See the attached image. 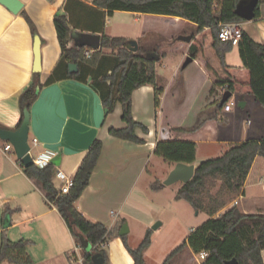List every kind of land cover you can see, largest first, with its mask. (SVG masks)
<instances>
[{
    "label": "crops",
    "instance_id": "obj_1",
    "mask_svg": "<svg viewBox=\"0 0 264 264\" xmlns=\"http://www.w3.org/2000/svg\"><path fill=\"white\" fill-rule=\"evenodd\" d=\"M21 1L24 6L18 13H14L0 3V127L12 130L18 128L21 121L19 97L31 84L34 74L39 73V79L44 85L30 109L29 132L30 140L38 139V144L35 146L37 152L51 150L55 152V156L60 155L61 160L56 165V172L62 170L74 177L92 142L96 138H100L103 142V149L90 183L75 202L77 209L89 220L103 223L111 231L118 227L119 221L125 220L129 227L128 234L131 231L130 220L141 218L146 224L152 222L149 209L153 203L148 197V188L159 179V175L155 171H149V165L156 155L157 142L181 138L195 141L198 148L201 143H217L225 140L219 137L220 126L215 112L193 126H183L171 121L169 123L166 119L164 105L167 94L179 70L183 69L182 65L189 55L191 42L184 44L174 35H170L168 37L170 41L159 43L152 34L156 29L154 26L156 24L152 23V20L157 18L151 13L126 10L109 12L108 9L95 6L94 0ZM260 1L259 16L247 21L243 30L256 41L264 43V6H260ZM262 1L264 3V0ZM57 13H66L69 19L72 27L70 47L84 45L89 48V45L81 39L83 33L100 36L105 33L109 36H122L128 40L135 39L139 46L142 45L150 50V54L158 50L159 59L163 60V64L160 60L156 64L157 85L163 88L159 107L155 106V88L151 84L135 89L132 95L134 118L149 129L148 133L143 132L141 128L137 129V134L144 138V143L125 140L110 133L111 127L125 126L122 120V105L117 103L115 110L106 115L100 92L94 87L90 77L87 81L67 77L45 84L62 53L54 23ZM154 15H161V19L168 17L179 22L188 21L181 17ZM114 19L122 25V31L119 33H113L108 26V21ZM36 35L41 39V71L39 72L34 71ZM197 39L203 40L200 35H197ZM204 41V49L207 50L211 40L206 37ZM160 44L161 50H159ZM171 53L174 56H171ZM152 57L155 58L154 55ZM197 60L203 66L202 73L213 83L214 78L206 65L217 69L215 63L219 65V61L216 56L211 57L209 52L208 54L203 52L193 61ZM239 64L236 65L235 73L241 70L242 59ZM241 95L243 96L240 102L244 104L242 107H247L253 95ZM231 122L227 124L230 125ZM249 122L248 120V124ZM174 127L195 130L185 133L175 131ZM239 135L240 139L224 142H230L232 146L251 138H260L256 135H248L249 137L243 139L244 133ZM7 142L0 138V233H5L12 241L22 238L30 240L27 252L35 264H73V246L76 240L67 222L55 203L49 201L36 182L26 174L24 165H21L23 163L15 151L3 150ZM208 158L210 157L200 159L197 151L195 166ZM257 159L258 156L255 161ZM255 161L242 193L236 201L237 207L245 213H264V188L254 189V184H251L253 189L252 193H249V183L255 178L253 177ZM166 163L167 171L163 178L168 176L176 164ZM145 173L154 177V181L151 179L147 182V187L139 184ZM260 180H263L262 177ZM53 182L55 186L60 183L55 176ZM183 184L181 182V186ZM241 200H244L242 206ZM151 245L145 250L144 255ZM81 246L85 255L82 243ZM106 249L109 252L110 264H135L122 238L108 241ZM262 255L264 260V250Z\"/></svg>",
    "mask_w": 264,
    "mask_h": 264
},
{
    "label": "trees",
    "instance_id": "obj_2",
    "mask_svg": "<svg viewBox=\"0 0 264 264\" xmlns=\"http://www.w3.org/2000/svg\"><path fill=\"white\" fill-rule=\"evenodd\" d=\"M239 0H94V5L101 9L135 11L140 13L162 14L181 17L194 23L198 40L193 35L189 48V56L197 59L208 53L204 49V38L211 40L209 54L219 61V68L206 65L213 76L214 85H227L233 93L252 94L264 107V43L258 42L243 30L238 45L242 59L241 70L235 73L237 67L226 61L227 52L234 46L231 42L219 38L220 23L243 22L235 13ZM260 8L257 7V16ZM54 23L61 44L62 53L52 75L45 82L49 84L67 77L81 81L91 78L92 84L99 90L106 115L113 112L117 103L122 105V120L125 126L111 127L110 133L116 137L136 143H144V138L137 134V129L148 133V127L137 121L133 115V91L145 84L155 88V106L160 105L162 87L157 85L156 64L160 59L149 56L150 50L142 45L134 52L127 48L128 39L122 36L101 35L100 47L90 58L85 57V51L91 50L84 45L69 46L72 40V27L66 13H57ZM36 33V31L33 29ZM155 52L159 54L158 50ZM211 52V53H210ZM70 63L78 65V72H70ZM44 84L35 73L31 84L19 97L21 108V125L24 111L30 112L33 102L39 96ZM225 105V104H224ZM220 106L221 108L224 107ZM18 126V127H19ZM175 131L189 133L195 129L174 127ZM103 149V142L96 138L87 151L82 163L74 176V185L69 193H59L53 178L56 165L51 163L44 168L36 164L25 167L26 174L32 178L43 191L49 201L55 203L59 212L67 222L75 240L81 244V236L92 245V251L85 252V263L93 264L91 255L103 253L105 263L110 264L106 244L112 231L103 223L86 218L75 206V202L89 185L92 174L97 166ZM197 143L191 140L174 138L157 142L155 154L168 162L194 163L196 161ZM257 156L264 157V134L260 138H251L233 144L221 156L201 161L193 178L183 184L175 196L185 200L199 212L208 214L209 219L194 229L187 238L177 246L166 258L163 264H169L170 259L190 247L195 253L203 251L208 255L202 264H227L236 259V264H264V213H245L237 206H228L240 195ZM23 166V164H21ZM220 181L215 193L213 189ZM163 183L155 180L151 187L159 190ZM125 220H122V223ZM152 230L146 232L140 244L133 248L127 241V235H122L125 247L134 259L135 264H145L144 252L151 245ZM28 239L10 240L3 233L0 245V264L8 260L12 264H35L27 252L30 244Z\"/></svg>",
    "mask_w": 264,
    "mask_h": 264
},
{
    "label": "rangeland",
    "instance_id": "obj_3",
    "mask_svg": "<svg viewBox=\"0 0 264 264\" xmlns=\"http://www.w3.org/2000/svg\"><path fill=\"white\" fill-rule=\"evenodd\" d=\"M260 6H264L263 1H260ZM157 19H153L152 23L156 24L155 35L159 43H165L170 41L168 37L174 35L178 37L183 34H192L197 38V27L188 21H175L174 19H161V15H154ZM244 20L242 26H246ZM110 31L113 33H119L122 31V25L115 19L108 21ZM150 35V34H149ZM148 35V36H149ZM144 38V37H143ZM142 39V37H141ZM184 44H190L185 41H180ZM208 46V45H207ZM161 44L159 50H161ZM167 48V46H165ZM210 48V46H209ZM207 47V51L210 49ZM91 50H97L89 46ZM211 53V52H210ZM208 54V53H207ZM227 62L236 66L237 63H241L239 51L237 46H233L227 52ZM174 56L171 53V56ZM164 59V58H163ZM163 60H160L162 63ZM166 62V61H165ZM240 65V64H239ZM220 65L215 67L219 68ZM203 66L200 62L193 61L188 66L180 69L177 77L172 84L171 90L167 94V100L164 107L166 119L173 123H179L181 125H195L205 118L209 117L212 112L217 115V122L220 126V136L223 139L229 141L232 139H240L239 134L244 133L243 139L249 137L248 135H256L262 137L264 134V107L252 96V101L247 107L239 105L242 99L241 94L234 93L233 98L236 104L233 106L231 111H225L224 108L220 107V99L223 95L220 85H214L209 78L202 73ZM248 120L250 121L248 124ZM231 124H227L230 123ZM240 132V133H239ZM241 137V136H240ZM224 140V141H225ZM217 142V143H201L199 144L197 151L200 159L204 157H219L227 149L230 148V142ZM37 149L33 146L32 155H36ZM162 157L155 155L152 162L149 165V171H155L159 175V183H163L167 176L164 177L167 171V163ZM148 172V171H147ZM149 173V172H148ZM145 173L140 179V186L147 187L148 181L154 177ZM254 181L249 183V193H252L254 188H264V157L258 156V159L254 164L253 172ZM262 177V181L260 178ZM259 182V183H258ZM254 184V187H251ZM220 185V181L217 186L213 189V193L216 192ZM181 187V181H178L169 186H163L159 190H153L152 187L148 188V197L153 203L149 213L152 215V222L146 224V221L138 218L136 220H130L131 231L127 235L128 243L136 248L146 235V232L151 229L156 222H161V226L152 231V245L147 250L144 259L146 258L145 264H163L167 256L179 246L187 236L198 226L203 224L209 219V216L205 212H199L190 203L185 200H178L175 198L178 189ZM236 198L232 200L228 206H238L236 204ZM244 200H241V206ZM144 212L142 213V215ZM124 223V222H123ZM122 220L119 221V225L109 238V242L113 238H122L120 236V228L122 226ZM3 233H0V243L2 241ZM74 250V246H73ZM108 250V249H107ZM85 253L86 250L84 249ZM109 253V252H108ZM145 253V252H144ZM203 260L200 254L195 253L190 247H186L183 251L175 255L170 259L169 264H202ZM2 264H12L8 260H5Z\"/></svg>",
    "mask_w": 264,
    "mask_h": 264
},
{
    "label": "water",
    "instance_id": "obj_4",
    "mask_svg": "<svg viewBox=\"0 0 264 264\" xmlns=\"http://www.w3.org/2000/svg\"><path fill=\"white\" fill-rule=\"evenodd\" d=\"M0 3L7 6L11 11L14 13H18L24 6V3L21 0H0ZM259 4V0H239L236 5L235 13L240 16L241 18L249 21L256 17L257 14V7ZM81 39L87 43L89 46L94 48L100 47V40L101 36L98 34L92 33H83ZM179 41H185L190 43L193 40V35H180L177 37ZM127 48L136 52L139 49V43L135 39H130L127 42ZM34 52H35V63H34V71L39 72L41 71V39L38 35L35 36V44H34ZM155 58H159V55L155 52L149 54V56ZM194 58L191 56H187L186 60L184 61L182 67L185 68L191 62H193ZM70 72H78V65L75 63H70L69 65ZM233 95L231 90H226L220 100V106H223L224 103ZM240 106H243V102H239ZM29 132H30V112L28 109L24 111V119L21 125L15 129H6L0 127V138L2 140L10 142L13 147L14 151L17 154L18 158L21 160L25 167L31 166L34 164L33 158L29 153L30 145H29ZM61 156L57 155L54 156L52 159V163L58 165L60 163ZM196 166L194 163L188 164L183 162H178L175 164L174 168L169 172L167 178L163 181V184L166 186L172 185L178 181L182 183L189 182L194 174H195ZM161 225V222H156L153 225V229L156 230ZM129 232V227L127 222H125L120 230V235H127ZM81 243L83 244L84 248L88 251H92L91 243L81 236ZM91 260L93 264H106L105 257L103 253L96 252L91 255ZM237 260L233 259L227 261V264H236Z\"/></svg>",
    "mask_w": 264,
    "mask_h": 264
},
{
    "label": "built area",
    "instance_id": "obj_5",
    "mask_svg": "<svg viewBox=\"0 0 264 264\" xmlns=\"http://www.w3.org/2000/svg\"><path fill=\"white\" fill-rule=\"evenodd\" d=\"M242 34H243V26L241 22L220 23L219 38L222 41L231 42L232 45L236 46L238 45L240 39L242 38ZM93 52L94 50H86L85 57L90 58ZM220 89L222 93H224L226 90H228V86L227 85L220 86ZM224 104H225L223 107L224 110L230 111L233 108V106L236 104L233 95ZM37 144H38L37 138H33L32 140L29 139V145H30L29 153L33 158L34 164H36L40 168H44L52 163V159L56 154L51 150H44L38 153L37 155H32L33 146H36ZM3 150L5 152L14 151V147L10 142H7L4 145ZM55 178H57L60 181V183L56 185V188L59 191V193L61 194L69 193L71 187L74 185V177L62 170H58L55 174ZM207 255L208 252L206 251L200 253V257L202 259H205ZM72 262L73 264H86L85 255L82 253V246L77 241H75L74 255L72 257Z\"/></svg>",
    "mask_w": 264,
    "mask_h": 264
}]
</instances>
